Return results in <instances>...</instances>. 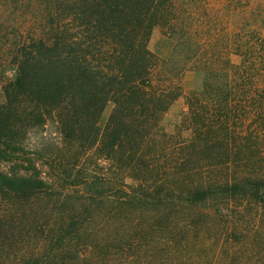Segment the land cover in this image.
<instances>
[{
	"label": "trees",
	"instance_id": "obj_1",
	"mask_svg": "<svg viewBox=\"0 0 264 264\" xmlns=\"http://www.w3.org/2000/svg\"><path fill=\"white\" fill-rule=\"evenodd\" d=\"M38 3L8 48L0 165L35 155L85 189L53 190L35 167L0 171V264H264V12L234 33L239 62L200 60L201 87L170 133L161 121L183 89L155 77L149 40L175 30L177 0Z\"/></svg>",
	"mask_w": 264,
	"mask_h": 264
},
{
	"label": "rangeland",
	"instance_id": "obj_2",
	"mask_svg": "<svg viewBox=\"0 0 264 264\" xmlns=\"http://www.w3.org/2000/svg\"><path fill=\"white\" fill-rule=\"evenodd\" d=\"M39 0H0V103L5 102L2 94V80L13 79L15 69L10 63L12 41L22 30H27L29 24L36 19ZM180 20L175 30L155 27L152 31L149 48L160 60L155 77L160 80L166 71L173 80L180 82L183 95L180 96L164 114L161 125L167 132L174 133L179 129L187 113V98L201 87L204 72L200 60L205 59L210 64H223L227 58L239 62L240 57L229 55L228 50L239 42L234 33L240 34L249 28H258V15L250 17V24L245 18L252 13L264 12V0H177ZM264 28V26H263ZM15 36V37H14ZM235 39V40H234ZM236 42V43H235ZM205 54V57L201 55ZM111 108L107 107L101 117L105 124ZM188 138L187 129L181 131ZM14 160L1 164L0 171L9 170L18 174H29L35 167L47 186L53 190L73 193L83 191V184L71 183L61 174L59 169L42 157L28 154H17ZM10 207L0 196V243L5 230L2 226V216L7 219ZM19 218V214H18ZM20 223V220H19ZM21 231L16 238H21L27 228L21 225ZM2 252V244H0Z\"/></svg>",
	"mask_w": 264,
	"mask_h": 264
}]
</instances>
